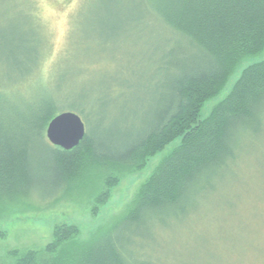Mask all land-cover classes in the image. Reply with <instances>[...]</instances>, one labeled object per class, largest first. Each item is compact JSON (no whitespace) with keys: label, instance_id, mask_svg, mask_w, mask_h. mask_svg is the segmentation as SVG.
I'll use <instances>...</instances> for the list:
<instances>
[{"label":"trees","instance_id":"1","mask_svg":"<svg viewBox=\"0 0 264 264\" xmlns=\"http://www.w3.org/2000/svg\"><path fill=\"white\" fill-rule=\"evenodd\" d=\"M126 3L130 14L155 24L164 38L158 60H150L153 74L146 73V80L159 85L127 101L118 130L106 127L104 114H89L90 121L85 110L73 108L86 135L78 147L64 150L46 137L49 123L61 113L56 91L64 60L44 82L40 71L46 45L19 49L23 61L11 65L18 78L0 84V220L23 202L58 201L91 168L117 170L104 177L105 189L92 210L97 216L120 183L118 174L141 172L149 160L176 146L104 234L80 242L79 227L61 223L42 250L9 252L12 264H136L124 242L141 227L154 236L166 219L186 212L197 194L212 189V181L241 159L240 142L264 133V0ZM10 55L14 51L9 61ZM215 99L218 103L202 117L203 107Z\"/></svg>","mask_w":264,"mask_h":264},{"label":"rangeland","instance_id":"2","mask_svg":"<svg viewBox=\"0 0 264 264\" xmlns=\"http://www.w3.org/2000/svg\"><path fill=\"white\" fill-rule=\"evenodd\" d=\"M126 1L75 0L69 4L54 0L41 4L38 0H0V84L6 83L7 77L18 78V70L11 65L23 61L19 49H33L36 43L44 48L45 44L42 81L46 82L64 60L61 86L56 91L60 112H76L73 108L81 107L90 121L93 116L89 114L101 113L106 116V127L118 130L127 101L143 98L148 86L159 85L146 80V73L153 74L150 60H158V50L164 47L156 25L130 14ZM10 51L14 56L10 55L9 61ZM237 77L238 72L222 97ZM217 103V99L207 103L202 117ZM175 146L149 160L141 172L118 174L120 183L97 216L92 213L94 200L105 189L104 177L117 170L91 168L54 203L33 200L17 204L0 220V264L14 262L8 257L11 251L45 248L61 223L78 226L80 242L104 234L134 204L144 183ZM239 146L237 164L213 180L212 189L197 194L186 212L166 219L154 236L150 228L141 227L124 242L136 264H264V133L242 140Z\"/></svg>","mask_w":264,"mask_h":264},{"label":"water","instance_id":"3","mask_svg":"<svg viewBox=\"0 0 264 264\" xmlns=\"http://www.w3.org/2000/svg\"><path fill=\"white\" fill-rule=\"evenodd\" d=\"M85 135V124L81 116L74 112L58 114L46 129V137L50 144L64 150L78 147Z\"/></svg>","mask_w":264,"mask_h":264},{"label":"snow or ice","instance_id":"4","mask_svg":"<svg viewBox=\"0 0 264 264\" xmlns=\"http://www.w3.org/2000/svg\"><path fill=\"white\" fill-rule=\"evenodd\" d=\"M39 3L43 4V3H51V2H54V0H38ZM75 0H66V3H74Z\"/></svg>","mask_w":264,"mask_h":264}]
</instances>
